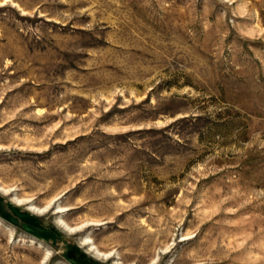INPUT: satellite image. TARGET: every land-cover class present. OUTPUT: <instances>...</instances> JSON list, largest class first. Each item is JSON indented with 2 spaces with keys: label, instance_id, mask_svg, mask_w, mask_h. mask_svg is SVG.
Wrapping results in <instances>:
<instances>
[{
  "label": "rangeland",
  "instance_id": "rangeland-1",
  "mask_svg": "<svg viewBox=\"0 0 264 264\" xmlns=\"http://www.w3.org/2000/svg\"><path fill=\"white\" fill-rule=\"evenodd\" d=\"M0 185V264H264V0H0Z\"/></svg>",
  "mask_w": 264,
  "mask_h": 264
},
{
  "label": "bare ground",
  "instance_id": "bare-ground-1",
  "mask_svg": "<svg viewBox=\"0 0 264 264\" xmlns=\"http://www.w3.org/2000/svg\"><path fill=\"white\" fill-rule=\"evenodd\" d=\"M0 191H2L4 194H8L9 191L5 188H3L1 185H0ZM14 202L17 204V205H20V206H25L27 208L28 211L30 212H33V213H37V214H41L43 212H45L46 207L45 209H39L37 207H35L29 200H19V199H14ZM62 209L61 208H58V214L59 213H62ZM57 225L59 227H61L65 232H69V233H73V232H76L80 229V227H69L66 223H64L61 219H58L57 220ZM82 245L84 247H86L87 251L91 254H93L94 256L96 257H99V258H102V259H110L111 257H114V253L112 252H108V253H103L101 251H99L95 245L88 239H85L83 242H82ZM48 255V254H47ZM46 255V256H47ZM45 256V259H47V257ZM45 261V260H44ZM43 262V261H42ZM156 263V259H154L150 264H155Z\"/></svg>",
  "mask_w": 264,
  "mask_h": 264
},
{
  "label": "trees",
  "instance_id": "trees-1",
  "mask_svg": "<svg viewBox=\"0 0 264 264\" xmlns=\"http://www.w3.org/2000/svg\"><path fill=\"white\" fill-rule=\"evenodd\" d=\"M12 211H14L16 213L19 212V210L15 207L12 208ZM18 215L21 218V220L23 221L25 230L27 232H30L33 235L39 236V237H41L43 235V233L39 230V227H37V229H35V227H34L36 225L35 222L37 221V218L35 216L30 215L29 213H21ZM50 229L52 231H56L54 227H50ZM71 252L74 253V255H73L74 257L72 256L70 258V260H72L73 263L79 264L80 262H86L87 261L86 256L77 247H72Z\"/></svg>",
  "mask_w": 264,
  "mask_h": 264
}]
</instances>
